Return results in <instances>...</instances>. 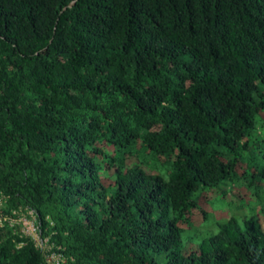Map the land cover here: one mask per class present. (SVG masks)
<instances>
[{
  "label": "trees",
  "instance_id": "obj_1",
  "mask_svg": "<svg viewBox=\"0 0 264 264\" xmlns=\"http://www.w3.org/2000/svg\"><path fill=\"white\" fill-rule=\"evenodd\" d=\"M70 1L0 0L2 212L61 264H264V0ZM0 264L48 263L4 221Z\"/></svg>",
  "mask_w": 264,
  "mask_h": 264
},
{
  "label": "built area",
  "instance_id": "obj_2",
  "mask_svg": "<svg viewBox=\"0 0 264 264\" xmlns=\"http://www.w3.org/2000/svg\"><path fill=\"white\" fill-rule=\"evenodd\" d=\"M2 206L3 204L0 198V225L4 221H7L10 227L18 226L19 231L24 235L29 236L34 242V245L38 246L42 250L44 259L48 264H61L65 262V257L57 250H53L51 245H49L48 237H42L40 235L32 210L18 209L11 210V214H4L1 210Z\"/></svg>",
  "mask_w": 264,
  "mask_h": 264
},
{
  "label": "rangeland",
  "instance_id": "obj_3",
  "mask_svg": "<svg viewBox=\"0 0 264 264\" xmlns=\"http://www.w3.org/2000/svg\"><path fill=\"white\" fill-rule=\"evenodd\" d=\"M252 161L254 163H256L257 165H260V163L264 165V157L261 156L259 153L258 154H253ZM207 200H208L207 204L209 206V209H211V210L218 208L219 211H224V210L227 211V209H229L227 204L225 202L221 203V201L219 199H215V198L214 199H210V198H208ZM207 220L209 222L212 221L210 216H208Z\"/></svg>",
  "mask_w": 264,
  "mask_h": 264
},
{
  "label": "water",
  "instance_id": "obj_4",
  "mask_svg": "<svg viewBox=\"0 0 264 264\" xmlns=\"http://www.w3.org/2000/svg\"><path fill=\"white\" fill-rule=\"evenodd\" d=\"M73 3H74V0L70 1L66 6H64V7L62 8V10L65 9L66 7H68V6H71Z\"/></svg>",
  "mask_w": 264,
  "mask_h": 264
}]
</instances>
